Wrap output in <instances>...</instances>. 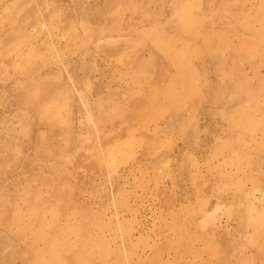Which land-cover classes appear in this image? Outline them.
<instances>
[{"label": "rangeland", "instance_id": "obj_1", "mask_svg": "<svg viewBox=\"0 0 264 264\" xmlns=\"http://www.w3.org/2000/svg\"><path fill=\"white\" fill-rule=\"evenodd\" d=\"M0 264H264V0H0Z\"/></svg>", "mask_w": 264, "mask_h": 264}]
</instances>
